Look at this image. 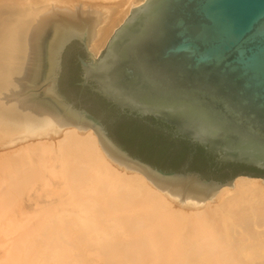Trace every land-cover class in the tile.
<instances>
[{"label":"water","instance_id":"1","mask_svg":"<svg viewBox=\"0 0 264 264\" xmlns=\"http://www.w3.org/2000/svg\"><path fill=\"white\" fill-rule=\"evenodd\" d=\"M112 12L75 0H0V152L92 129L107 161L180 207L214 202L239 176L264 184L257 174L226 179L146 162L81 97L87 88L119 116L151 118L175 144L219 165L264 172V0H145L93 57L89 47ZM78 52L80 70L67 78Z\"/></svg>","mask_w":264,"mask_h":264},{"label":"bare ground","instance_id":"2","mask_svg":"<svg viewBox=\"0 0 264 264\" xmlns=\"http://www.w3.org/2000/svg\"><path fill=\"white\" fill-rule=\"evenodd\" d=\"M75 1L113 8L90 45L97 55L145 0ZM262 182L239 176L214 202L180 207L107 161L92 129L65 128L0 152V254L14 264H264Z\"/></svg>","mask_w":264,"mask_h":264},{"label":"trees","instance_id":"3","mask_svg":"<svg viewBox=\"0 0 264 264\" xmlns=\"http://www.w3.org/2000/svg\"><path fill=\"white\" fill-rule=\"evenodd\" d=\"M149 128L144 129V127L139 124L137 121H124L118 124L113 130L112 133H115L117 139L124 145L125 149L131 150L135 148L139 156H142V159L146 162H151L153 164L159 165L165 164L170 168H176L180 166L186 157V146L185 142H180V149L177 151L170 149L173 147V142L164 140L160 143L162 138L159 135L157 138L154 137L152 131H149ZM176 152H178L176 154ZM173 157V158H172ZM171 158V159H170ZM194 160L189 168L191 170H200L201 168H207V162H211L212 158L206 157L203 150L197 148L196 154L194 155ZM229 166H233L229 164ZM246 170L252 171L257 175H263V171H259L254 168L245 167L241 165H235Z\"/></svg>","mask_w":264,"mask_h":264},{"label":"flooded vegetation","instance_id":"4","mask_svg":"<svg viewBox=\"0 0 264 264\" xmlns=\"http://www.w3.org/2000/svg\"><path fill=\"white\" fill-rule=\"evenodd\" d=\"M77 56H83L81 54V52L76 53V55L74 54V56H72L71 60L69 61V66L66 70V77L69 78L72 76V71L75 70H80V66L79 63L77 62ZM65 77V75H64ZM65 77V78H66ZM80 80V76H77L74 81L72 82L71 86L72 88H75L77 95H78V87L76 86V83ZM81 97H84L83 99H86V101L88 102V107L89 108H96V112L101 115L102 118V123L104 124L105 128L107 129V131L109 133L112 132V130L120 123L124 122V121H137L139 122V124H141L144 129L149 128V131H152L154 134V137L157 138L159 135L162 136V138L160 139V143L163 142L164 140H168V141H172V139H170L169 135H167L164 132V129L166 128L164 125L155 122L154 120H152L151 118H144L143 120H138V119H132V118H128V117H121L117 114V112L112 108L109 107L105 102H103L100 98H98L96 95L92 94L87 88L83 90V92L81 93ZM180 142L182 141H178L177 144H175L173 142V147L170 149L171 150H175L177 149V151H179L180 149ZM186 146V157L184 162L180 165V169L184 170V171H189V165L195 160H194V155L196 154L197 149L192 148L190 146H188L185 143ZM178 152H176L177 154ZM206 156V155H205ZM208 158V156H206ZM173 158V157H172ZM171 159V158H170ZM207 169L209 172H211L213 175L215 176H222L223 178H233L239 174L242 175H256L254 172L246 170L244 168H241L239 166H229V164L226 165H219L217 163H215L212 159V164L211 162H207ZM257 176V175H256ZM260 176H264V175H260Z\"/></svg>","mask_w":264,"mask_h":264},{"label":"rangeland","instance_id":"5","mask_svg":"<svg viewBox=\"0 0 264 264\" xmlns=\"http://www.w3.org/2000/svg\"><path fill=\"white\" fill-rule=\"evenodd\" d=\"M105 47V46H104ZM104 47L97 53H94L91 48L89 47L88 53H90L93 57H98L100 55V53L103 51ZM2 252V249L0 250ZM9 256H5L0 254V260H1V264H14L13 261L8 259Z\"/></svg>","mask_w":264,"mask_h":264}]
</instances>
